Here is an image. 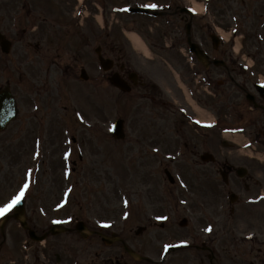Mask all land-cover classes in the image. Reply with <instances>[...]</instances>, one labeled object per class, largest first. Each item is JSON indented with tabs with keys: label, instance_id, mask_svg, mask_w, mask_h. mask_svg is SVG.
I'll return each mask as SVG.
<instances>
[{
	"label": "flooded vegetation",
	"instance_id": "flooded-vegetation-1",
	"mask_svg": "<svg viewBox=\"0 0 264 264\" xmlns=\"http://www.w3.org/2000/svg\"><path fill=\"white\" fill-rule=\"evenodd\" d=\"M57 6H60L61 12L56 8ZM63 7L68 13H71L75 7V0H24L20 12L26 19L33 22L30 24L31 29L39 25L35 29L37 31L42 30V45L52 41L50 34L53 33V30L46 31L47 24L56 26L59 22L61 29L58 31L65 37L63 36L62 42L61 40L53 41L49 49H46V54L43 53L44 49L39 43L27 42L26 46L23 47L27 56L22 58L19 55L11 57L6 65V67L8 66L9 81L14 79L18 65H26L24 68L26 92L30 96L34 94V99L29 100L33 103L41 101L42 105L34 107V111L32 110L29 114V120L26 122L13 124L12 128L9 127L6 131L0 132V196L9 193V191L4 192L7 190L4 188L12 182L10 179H13L16 167H21L22 163L24 168L41 176L42 183L45 180L47 185H42L41 190L30 198L29 203L24 202L23 222L27 225L26 230L15 218H7L3 222L5 216L15 215V210L12 209L6 214L0 215V253L6 251L12 254L6 263H1L0 258V264H135L136 261L129 257L125 251L124 243L127 241L124 238H121V241L109 243L114 232L107 225L112 223L117 226L121 224L126 226L127 222L138 219L137 216H141L140 212L138 215L134 214L132 210L128 215L126 212L123 219H119V216L123 215L121 211L119 215L113 214L114 219H112L109 208L91 209L89 213L91 218H87L84 224L89 235L86 239L81 240L77 231L80 222L79 216L65 211L69 207V203L64 201L62 186H58V178L63 177L64 172L61 169V166L63 167L61 153H63L64 123L57 120L60 111L57 98H48V93L55 94L58 92L66 77L77 78L84 69L90 74L94 70L95 49L93 43H90L89 37L88 39L83 38V33L86 32L89 36L90 34L94 36V32L90 30V27L81 31L75 22L64 18ZM251 7L264 12V0H251ZM257 13L259 12L257 11ZM255 18L257 20L263 19L264 22L263 14L259 18L257 16ZM205 29L206 33H209L207 28ZM260 29H264V26H260ZM81 36L82 39H80ZM76 39L81 41L77 43ZM43 40L45 41L43 42ZM66 43L70 46L68 50L63 48ZM205 50L209 56L206 66L199 64L195 58H192L191 61H184L185 66H191L194 70L190 74L189 82L195 80L194 97L196 105L205 106L207 102L206 87H214V99L219 105L216 135L219 138L223 137L222 130L225 126L229 128L239 127L247 131L250 142L264 145V91L260 92L256 89L253 75H251L250 89H248L247 79L243 78L241 84L234 79L233 73L240 76L236 69L237 60L223 45L215 48L206 44ZM252 50L253 58L257 59L258 55L255 48L252 47ZM63 53L70 58L67 64L62 60ZM40 56L44 58H39ZM219 60L224 61L226 67H219L214 64V61ZM121 61L114 66L117 69L116 73H119L121 78L128 81L132 86L139 87V96L143 100L141 105L146 103L141 117L146 112L151 113L148 116L144 115L146 120L125 125L127 144L133 149L135 147L136 153H132L133 149L131 148V153L126 152L124 155L132 157L131 161L136 163L131 164L130 167L137 168L136 174H139L137 176L142 179L143 183L149 185V179L158 176L159 167L163 168L164 173L173 170L175 165L180 167L175 159V145L179 144V141L186 149L190 145L194 146L190 153L196 164L202 165L199 157L203 150L206 151L209 135L207 127L197 119L195 109L182 104L180 107L183 109H177L176 105L184 100L181 92L173 90L172 96L165 95L158 85L143 77H137V84L131 83L133 66L130 59L121 57ZM3 66L5 63L3 65L0 63V72H3L5 68ZM112 73L109 74L108 78ZM217 78H223L224 81L220 79L215 81ZM42 92H45V95ZM164 109H166L165 112ZM39 114H42L41 119L34 121L33 119H39ZM75 128L78 129V127ZM108 128L111 130L110 127ZM32 137L33 143L39 140L40 148L37 155L32 154L33 143L32 149L27 144ZM23 141L25 142L23 143ZM162 145L166 148L162 150L161 158L159 151ZM222 145L224 144L222 143ZM78 146L81 147L80 144ZM91 157L96 158L94 153L91 154ZM222 158L217 163L218 171L226 177L230 189L232 187L239 188L240 184L233 177L237 176L241 165L245 166L246 164H239L234 160L233 163H229V160ZM37 161L39 162L32 163ZM204 167L206 170L200 171V176H203V173L207 171L206 166ZM24 168H19V171L26 172ZM86 172L84 170V173ZM94 172L96 173L94 176H96L101 171L95 170ZM103 172L107 174L106 169ZM80 177L77 176L76 183H79ZM238 180L240 179L238 178ZM100 188L103 192H99L102 194L97 204L102 206L109 203L105 192H109L110 188L99 186L95 189ZM246 189H249L248 186ZM72 200H75V205L78 207L80 204L79 190L72 197ZM5 204L6 202L0 201V209H3ZM148 205L154 209L153 203ZM153 215H157V212L153 211ZM152 216L150 219L145 217L149 223L148 226L155 224ZM64 225L68 231L58 233L57 226ZM30 230L44 239L40 245L32 241ZM124 233L126 234V231L123 229L119 237H122ZM12 256H16L15 260ZM217 257L220 258V255Z\"/></svg>",
	"mask_w": 264,
	"mask_h": 264
},
{
	"label": "rangeland",
	"instance_id": "rangeland-1",
	"mask_svg": "<svg viewBox=\"0 0 264 264\" xmlns=\"http://www.w3.org/2000/svg\"><path fill=\"white\" fill-rule=\"evenodd\" d=\"M200 1L199 3L202 6L204 5L202 12L204 16L201 18L199 15V18H195L193 21L192 31L194 39L199 42L202 41L210 47L211 43L207 37L208 35L205 33L206 30L204 29L203 31V27L209 25L213 31H217L223 36V41L226 43L225 46L234 57H237L240 74H245L247 77L251 76V68H247L243 64L244 61L242 58L245 57L247 61H251V64L254 65L252 70L256 73V81L258 82L260 78L264 79V60H262L260 55H258L257 59L251 56L253 51L252 47L255 48V46H258L259 49L262 50L261 52L264 53V29L259 30L256 25L258 21H263V19L257 20L255 18L257 11L259 13L263 11L252 8L251 0ZM23 2L24 0H0V30L9 39L17 43V45L14 46V51L19 55L21 53L25 54L23 52V46H26L27 42L34 44L38 42V40L41 41L42 37V31L40 32V30H38L32 32L33 28H37L39 25L31 29L30 24H33L32 21L25 17L23 18L22 14H19V16L14 14L20 11ZM172 3L173 6L182 4L187 7H192L191 0H173ZM13 4H15L16 8ZM12 9L14 10L12 11ZM173 10L174 9H172V11ZM14 18L15 23L13 22ZM173 20H175L174 23L166 25L163 20L152 21V19L137 17L132 18L128 23L130 27L136 26L133 28L147 35V37H149V40L147 39V44L153 46V48L154 46L160 47L159 45H165V43L170 45L171 42H173L176 43L177 47H182L184 49V23L180 21L179 17ZM88 21L90 22V19ZM131 22H134V24ZM16 27H19L18 32L15 30ZM79 29L82 31L81 27H79ZM150 29L153 30L152 32L154 33H148ZM83 30H86V26ZM95 31V43L98 44L100 40L106 43V47L102 45L105 48V55L110 57L111 55L108 53L110 45L108 44L109 42L107 43L105 40L107 30L104 31L96 25ZM116 31L119 30H115V32ZM256 31H260V36L263 37L262 45L257 44L253 38L251 39L253 32ZM50 36H52V41L43 43L41 46L45 54L47 53L46 49H49L51 43L57 40H61L62 42L64 35L55 30V33L50 34ZM202 38L203 40H200ZM44 41L45 40H43V42ZM118 41L117 43H122L120 42L121 40ZM156 42H158L159 45H155ZM179 43L182 44L179 45ZM63 46L62 47L66 50L70 49L67 43ZM117 47L120 50L119 46ZM158 49H156L157 51L154 50V54L168 60L178 56V49L172 52L170 50L162 51L161 48ZM116 54L119 55V51H117ZM62 57V60L66 64L70 61V58L66 57L64 53ZM0 58L7 59L9 57L2 54ZM39 58L44 57L40 56ZM5 63H7V61H5ZM242 65L249 71L244 70ZM137 66L139 67L138 64ZM233 75L238 83L242 81L241 77L236 76L235 73H233ZM6 80L7 74H5L3 79H0V84H4ZM15 81H18V74L15 75ZM79 81L81 82V80L77 78L66 77V80L64 79L62 82V86L64 87L59 88L58 92L55 94L48 93V98L56 97L57 101H61V106L64 108L63 111H60V117L64 123L70 122L72 125L80 121L82 123H94L92 125L95 126L97 123L100 124V126H96V130L94 131L88 129V131L91 132H86V130L81 129L84 126L78 125L80 129H73L74 134L68 135V138L65 140V147L71 145L70 137L76 136L79 139V143L87 144V146L97 154L98 160H104V162L101 161L102 165L100 162V166L107 170V175L111 174L107 182L111 190L105 192L109 207H105L109 208L111 212L110 215L113 218V214L119 215L121 213V208L125 207L124 204L128 207L132 206L134 214L139 215V212L141 213V216H137L139 217L138 219L129 222L125 227L119 226L120 230L124 229L126 231V234L124 233L123 236L128 238L130 244L134 245L135 248L142 245V250L148 256L155 258L159 256V261H161L168 246H171L173 243L177 245L193 237L191 240H194L196 244L201 245V243L204 242L206 245L213 246L220 255L221 264H262L261 260L263 262L264 259L261 258L260 260L258 256V244L256 242L249 243L247 240L242 241L239 237L242 238L246 236L245 234L251 232V235L255 233L260 237L261 241H264V196L262 195L264 189V147L256 146V150H252L254 154V158H252L249 155H245L247 149H244L241 145L245 142L244 140H241L237 145H233L228 139L226 140V138L223 137L219 138L216 135V131L211 132L209 129V140L206 148H208L215 158L219 159L223 157L229 160V163H233L234 160L235 162H239V164H246L245 166L248 167L249 176L242 180L233 177L240 184L239 188L232 187V189H229L222 185L220 176L216 173L218 165L208 166L202 178H199L198 174H192L193 171L189 169L190 164L192 168L196 169L198 172L206 170L204 166L196 164L190 153L191 148L194 147L192 145L186 150L187 155L185 158L180 161V168L177 167L180 171L178 172V170L175 169V174L178 175L175 176L177 183L174 185H170L166 181L163 170L160 168L158 173L159 185L155 184L154 181L156 179L151 178L150 181L154 183L153 186L149 187L146 184L141 187L140 182L142 179L137 178V182L133 184L137 186V188H125L126 184L130 183H121L120 181L123 175H126V179L129 177V174L125 173L126 168L122 158L124 156L123 153H125V151L129 153L128 149L132 147H130L129 144H125L127 142H116L112 139L102 141V138L104 132L107 131L105 128H107L109 123L115 122L118 116L121 117L125 115V107H131L128 111L129 115L126 113L130 118L128 120L137 122L139 120L138 111H143L146 103L140 106L138 98H135L136 92H134L133 95L125 97V100L123 98L121 99L119 92L111 89V86L102 79L98 70H96V78L91 83V85L95 87L94 90L90 89L91 86L89 84H82ZM247 82V84L251 85V79ZM73 84L74 86L72 87ZM18 88H16L15 93L21 99V105L23 106L21 120L25 122L27 121L26 113L28 108L33 105V102L29 99H33L34 95L32 94L29 96L26 94L24 86ZM250 88L251 87L248 86V89ZM233 89L236 90V88ZM211 91L213 92V90L210 89V92ZM42 93L45 95V92ZM207 98L210 99V96ZM25 105L27 107H24ZM165 111L166 109H164V112ZM207 112L212 118H217L218 111L215 107L211 108L209 105L207 107ZM76 133H79L80 136ZM97 134H99L100 137H98ZM223 140L229 142L227 148L220 145V142L222 143ZM24 142L25 141H23V143ZM32 143L33 137L27 143L31 149ZM175 147L177 148V145H175ZM165 148L166 146L162 147L163 150ZM178 148L177 157L179 153L183 152L181 145H179ZM248 149L251 150V147ZM15 180L16 177L14 175L13 179H10V181ZM84 180V185H87L89 177H86ZM58 181L59 184L62 185L60 178H58ZM200 184H202V186H200ZM44 185H47L45 180L43 186ZM92 185H94V183ZM117 185H120L119 187H122V189H117ZM10 186L11 184L6 188H10ZM17 186L18 184L16 187ZM246 186H248L249 189H246ZM140 188H142V190H140ZM80 189L81 187L79 190ZM10 190L11 189H7L4 192ZM231 192L239 196V201L234 204L233 207L229 202V195ZM83 196L84 195H80L81 200ZM4 197L5 196L1 194L0 201H2ZM148 199L149 202L153 203L154 209H151V206L147 205L149 203ZM121 202H123V205ZM80 206L83 208L85 204L81 203ZM82 208H77V211L82 210ZM231 209H234V212L231 211ZM153 211L157 212V215H159L158 225L150 224L151 226H148L147 224L149 223H147L145 217L147 213L149 215ZM169 213L171 214L170 218H168ZM183 218L188 219L190 222L188 228H180L177 225V222ZM162 221H167L168 226L165 225L166 227L164 226L161 228L159 225ZM143 226L148 227V229L143 231L140 235H137L136 231ZM209 229L211 230L209 231ZM11 255L12 254L5 251L0 257L1 263L8 262ZM173 256L175 255L168 256L166 264H175L177 260L180 262L177 261V264H201L200 262H203L202 264H210L206 253H200L194 249L190 250L185 256L175 257V259ZM12 258L15 260L16 256H12ZM21 259L23 261V258ZM173 260L176 261L172 263Z\"/></svg>",
	"mask_w": 264,
	"mask_h": 264
},
{
	"label": "water",
	"instance_id": "water-1",
	"mask_svg": "<svg viewBox=\"0 0 264 264\" xmlns=\"http://www.w3.org/2000/svg\"><path fill=\"white\" fill-rule=\"evenodd\" d=\"M3 49H6V45L2 42ZM104 65V63H103ZM118 85V84H117ZM119 86V85H118ZM16 105L15 101L11 96L5 92L0 94V123L1 128L9 123L16 117Z\"/></svg>",
	"mask_w": 264,
	"mask_h": 264
},
{
	"label": "bare ground",
	"instance_id": "bare-ground-1",
	"mask_svg": "<svg viewBox=\"0 0 264 264\" xmlns=\"http://www.w3.org/2000/svg\"><path fill=\"white\" fill-rule=\"evenodd\" d=\"M192 1H193V3H194L195 10H196L197 12H201V11L203 10L202 6L199 5V4H197V3H195L194 0H192ZM129 36H130V39L133 41L134 45H135L137 48H142V46H141V42H140V40L138 39L137 36H135V35H133V34H131V35H129ZM206 119H207V121H211V120H212V118H211L210 116H205V117H203V120L206 121ZM236 142H239L238 139H236Z\"/></svg>",
	"mask_w": 264,
	"mask_h": 264
},
{
	"label": "snow or ice",
	"instance_id": "snow-or-ice-1",
	"mask_svg": "<svg viewBox=\"0 0 264 264\" xmlns=\"http://www.w3.org/2000/svg\"><path fill=\"white\" fill-rule=\"evenodd\" d=\"M148 7H156V5H148ZM22 198H23V193H21L20 196L16 197V199L13 200L11 204L7 205V206H6L5 208H3V209H0V215H3V214H5V213L11 211L12 208L15 207V205L18 204V203L21 201ZM210 230H211V229H209V231H210Z\"/></svg>",
	"mask_w": 264,
	"mask_h": 264
}]
</instances>
